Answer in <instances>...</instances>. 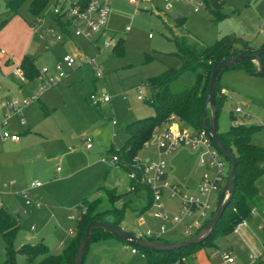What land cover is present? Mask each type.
Masks as SVG:
<instances>
[{
    "label": "rangeland",
    "instance_id": "obj_1",
    "mask_svg": "<svg viewBox=\"0 0 264 264\" xmlns=\"http://www.w3.org/2000/svg\"><path fill=\"white\" fill-rule=\"evenodd\" d=\"M8 1L0 0V22L7 19L5 3ZM31 1L26 0L21 5L17 18L0 36V50H5L7 57H13L14 69L25 55L36 59L39 70L48 69V74L57 78L60 72L57 68H60L66 77L41 94L37 92V86L35 89V84L27 83L28 88L34 90L24 96L29 98L35 95L40 99L31 104L33 111L24 115L28 122H32L31 131L22 135L17 145L0 141V193L15 194L13 197L0 195L1 204L9 209L13 218H19L20 228L13 240L14 264H27L18 251L28 244H43L51 255H60L75 236L77 223L67 218L77 216L85 199L101 198V207L108 209L109 201L101 189H111V184L122 196L115 206L126 205L120 228L132 234L140 231L144 236L148 228L157 231L161 223L153 219L154 209L144 210L148 205L146 192L143 191L142 196L141 193L128 192L126 171L118 168L110 171L100 163L101 157L111 156V149L119 152L125 147L128 139L126 127L130 123L154 114L153 108L146 102L136 100L138 93L135 87L143 86L142 96L148 98L151 90L145 84L149 79L159 76L167 68L181 69V61L175 56L177 47L174 38L184 37L191 45L203 47L212 46L226 37L241 38L256 47L264 44V0H220L224 1L221 11L226 17L218 22L205 8L194 13L189 3L175 5L171 11L159 17L155 12L162 9L161 0L141 3L138 7L129 5L127 0H112L107 34L114 37L116 44L122 40V52L104 48L102 39L97 42L98 50L84 38L73 37L71 42L50 45L45 39H50L48 35L43 39L32 36L29 25L35 20L28 12ZM67 1L75 3L78 0ZM53 4L50 3L41 17L47 26L52 27ZM76 54L88 59L95 58L101 65L103 78L94 82L95 77L83 71V74H76V79H81L75 80L73 71L65 66V59ZM148 56L153 61H147ZM192 81V77L186 74L171 88L179 90L189 87ZM34 82L37 83V80ZM220 85L226 96L220 107L217 132L225 134L234 126V122L235 126L258 127L260 129L252 134L250 143L264 148V77H254L245 71L235 70L221 74ZM104 92L111 95L110 103L93 108L87 102L89 94L102 95ZM123 95H127L126 100H123ZM41 105L50 112L48 116L40 110ZM236 109L241 112L236 113ZM230 114L235 118L234 121L230 119ZM25 127H17V131ZM84 136L92 137L93 150L83 149ZM138 157L156 161L157 153L150 149L142 151ZM163 160L166 163L167 181L178 184L182 194H196L197 184H200L204 173L210 176L214 174V171H206L198 164L197 153L186 148L171 152ZM224 173L225 176L228 173V164ZM15 181L18 187H21V182L24 187H30L33 181L43 184L44 188L39 191L42 198L40 194L32 192L28 194L31 204L26 206L20 194L15 193L26 190H3L4 184ZM256 185L264 200V176L258 179ZM219 195L210 196L213 211ZM166 196L163 198L166 211L179 214L180 201L170 200ZM53 197L54 200H51ZM34 203H39L42 209L34 210ZM56 203L59 210L51 216L47 212L48 206H55ZM19 209H24L25 214L17 213ZM141 220L143 224L140 225ZM194 220V217L186 218L179 225L171 220L166 221V231L160 241L174 243L189 239L195 231L186 235L184 225ZM33 225L35 230L31 229ZM239 235L235 239L238 244L241 242ZM117 243H91L83 264H146V259L141 260L140 254L131 256L130 245H125L127 248L123 249V245ZM5 247L0 234V264H5L7 259Z\"/></svg>",
    "mask_w": 264,
    "mask_h": 264
},
{
    "label": "trees",
    "instance_id": "obj_2",
    "mask_svg": "<svg viewBox=\"0 0 264 264\" xmlns=\"http://www.w3.org/2000/svg\"><path fill=\"white\" fill-rule=\"evenodd\" d=\"M25 1L9 0L5 3L7 19L0 22V30L11 18L17 16L18 9ZM203 1L205 9L213 16L216 22L226 17L221 11L224 1ZM51 2L52 0H32L28 7V12L36 20L43 16L44 11ZM59 30H61V27H59ZM173 41L177 47L175 56L181 61V69L177 71L167 68L162 74L146 82L147 87L151 90V103L147 104L153 108L154 114L130 123L126 127L128 139L125 147L120 149L119 152L113 149L109 152L111 156L118 158L117 168L126 172L130 171L133 167L138 154L144 151V147L149 142L154 128L167 122L171 117L178 119L184 127L197 132L204 129L205 123H209L211 112L209 110L206 119H204V111L208 98L211 70L216 62L240 55L259 54L260 63L264 68V44L256 48L248 41L237 37L223 38L208 47L191 45L184 37L174 38ZM117 49H119V52H122V40H119L116 44L114 50ZM146 60L153 61V58L148 56ZM20 68L29 83L41 77L40 70L36 66V59L32 57L24 56L20 63ZM235 70H242L251 76L259 77L257 65L246 61L239 62L236 66L224 69L219 73L215 90L214 117L216 130L220 107L224 99V96L221 95L223 89L220 85L221 74ZM186 74L192 77V85L179 90H173L171 85ZM40 110L46 116H48V113L50 114L44 105H41ZM230 119L232 121L235 120L232 114H230ZM259 129L258 127H244L241 125L231 126L228 132L219 134L222 144L235 158L236 179L230 203L219 219L216 229L207 240L200 244L171 252H155L139 248L127 242L124 243L130 245L132 248H136L143 254L146 264H181L183 260H191L199 250L211 247L213 240L219 234L230 232L240 222L249 220L253 208L262 210L264 200L260 196L256 183L258 179L264 176V148L253 146L250 143L252 134ZM101 190L106 193L110 207L108 209L101 207L103 205L101 198L83 200L80 209L85 208L86 212L76 222L75 236L66 245V248L60 255H51L48 247L43 244L24 245L18 251V254L25 258L27 264H73L79 242L91 223H108L120 228V223L125 217L126 205L116 207L115 202L119 201L122 196H117L115 192L103 188ZM136 190L137 192H146L148 205L144 210L149 209L152 203L150 189L138 187ZM19 228V220L13 218L5 208L0 209V234L6 244L5 254L7 259L5 264H14L15 251L13 249V240ZM111 238L115 239L107 231L96 229L91 233L89 245L93 242H101Z\"/></svg>",
    "mask_w": 264,
    "mask_h": 264
},
{
    "label": "built area",
    "instance_id": "obj_3",
    "mask_svg": "<svg viewBox=\"0 0 264 264\" xmlns=\"http://www.w3.org/2000/svg\"><path fill=\"white\" fill-rule=\"evenodd\" d=\"M153 1L154 0H127L129 5L136 7L141 3H152ZM193 1L194 0H161L162 9L155 13H157L159 17H162L164 12L171 11L175 5L184 3L191 4L194 13H198L201 9L205 8L203 0H197L195 4ZM53 2L54 4L51 14L54 27L47 26L44 19L41 18L43 16H41L36 19L31 26L33 36L43 39L45 35H48L50 39L46 37L45 39H47L48 44L50 45L56 42L63 43L65 41H71L73 37H76L84 38L90 43L92 42L94 48L98 50L100 49L97 47V42L101 39L103 40L104 48L113 49L116 47L114 37L107 34L109 33L107 31V22L112 0H78L75 3L68 2L67 0H53ZM59 27H61V30L58 31ZM65 66L69 70L86 67L92 72L95 79L98 80L103 78L101 65L98 64L95 58L88 59L82 54L67 56L65 59ZM57 69L60 71L57 78L49 75L48 69L40 70L41 77L37 80V92L39 94L50 89L57 83V81L66 77L60 68ZM12 75L21 84L28 83L20 67L15 68ZM142 87L143 86L141 85L135 87L138 93L136 100L151 103L150 96L148 98L142 96ZM145 87H147V85H145ZM1 90L0 87V91ZM224 94L225 92L221 91V95L224 96ZM38 97L39 96L35 95L29 98L26 96L11 97L4 95L0 98V139L2 142H19L20 136L17 132L12 130L11 125H13L14 120L18 127H24L26 125L24 112L33 102L38 100ZM123 98H126V96ZM89 101L91 106L98 107L102 104L110 103L111 96L108 93H103L102 95L91 94L89 96ZM235 112L240 113L241 111L240 109H236ZM114 125L115 123H113V126ZM233 125L235 126L236 122H234ZM82 141L86 151L93 149L92 137L84 136ZM181 148L190 149L196 152L198 155V164L206 171H214L212 176L208 173H204L200 184L197 187L196 194L192 196L182 194L181 187L167 181L165 174L166 163L164 162L163 157L168 156L171 152ZM150 149L156 151V161L138 157L133 167L127 172V177L130 182V192L137 191L136 189L138 187H146L150 189L152 200L150 209H154L152 217L161 224L157 231H152L148 228L145 232V236L142 235L140 231L133 235L140 239L159 242L166 231V221L171 220L175 225H179L184 219L192 217H194L195 220L191 223L185 224L184 231L186 235L192 234V231H195L196 234L205 226L213 213L210 196L212 194H220L222 191L228 175L227 173L225 176L224 173V168L228 164L227 161L215 148L207 130L203 129L197 132L189 128L183 129L179 125L178 119L174 117H171L167 122L154 128L149 142L144 147V151ZM100 163L108 168H117L118 158L116 156L101 157ZM30 187L39 188L41 187V183L34 182ZM19 194L25 200V205L29 206L31 201L28 198L27 192ZM165 194L170 200L177 199L180 201L179 214L175 215L166 211L163 202ZM1 203L2 202H0V209H3L4 207ZM34 205L40 207L39 203H34ZM24 212V209H19L17 211V213L22 214ZM85 212L86 209L83 208L79 211L78 216H71L69 217V220L78 222ZM256 216H261L260 230L264 241V208L262 210L253 208L251 210V217ZM139 224H143V221L141 220ZM246 225V220L240 222L233 228L232 233L239 234L241 229ZM131 252L133 254L139 253L144 258V255L136 249H132ZM221 257L223 264H244L238 262L225 251L221 253ZM245 264H264V247L251 250L248 256V262Z\"/></svg>",
    "mask_w": 264,
    "mask_h": 264
},
{
    "label": "crops",
    "instance_id": "obj_4",
    "mask_svg": "<svg viewBox=\"0 0 264 264\" xmlns=\"http://www.w3.org/2000/svg\"><path fill=\"white\" fill-rule=\"evenodd\" d=\"M53 2V0H52ZM188 16H190V13L187 14ZM17 17L14 16L13 18H11L7 24L0 30V36L4 35L6 33V31L9 29L10 25L12 24V22L16 19ZM32 24V23H31ZM30 24V25H31ZM29 25V26H30ZM31 27V26H30ZM29 27V28H30ZM31 29V28H30ZM31 31V30H30ZM32 35V33H31ZM33 36V35H32ZM33 38V37H31ZM30 38V40H31ZM33 40V39H32ZM71 42V41H69ZM68 42V43H69ZM250 43V42H249ZM252 45V44H251ZM253 46V45H252ZM253 47H256V46H253ZM260 47V46H259ZM258 48V47H256ZM1 52H4V53H1ZM24 55V54H23ZM25 56V55H24ZM23 56V57H24ZM21 57V54L20 56ZM23 59V58H22ZM22 59L20 60L19 64L17 66H15L16 68L17 67H20V63L22 61ZM13 57H7V54H6V51L5 50H0V87H1V91H0V98L3 97L4 95H8V96H16V97H20V96H24V94L28 93L31 94L34 90V89H30L28 88V84H35V89H36V86H38V81L37 83L35 82H28V84H22L16 80L12 73L14 71V67H12L13 65ZM73 71V72H72ZM71 72L74 75V79L75 80H79L81 79V77H78V79H76V74H83V71H86L88 72L87 74H91L92 77L93 74L92 72L86 68V67H80V68H77V69H74L72 70ZM52 76V75H51ZM73 76V75H72ZM71 76V77H72ZM260 77V76H259ZM94 79V78H93ZM100 80V79H94V82ZM61 82V80L57 81V83L59 84ZM56 83V84H57ZM55 84V85H56ZM146 85V84H145ZM222 91L224 92V89H222ZM104 93H107V92H104ZM90 96V94H89ZM89 96H88V100L87 102L90 104V101H89ZM111 96V95H110ZM224 96H226V93L224 94ZM124 97V95L122 96ZM127 97V95H126ZM123 100H126V98H123ZM38 101H40V99H38ZM111 102V101H110ZM91 105V104H90ZM101 106V105H100ZM93 107V106H92ZM93 108H96V107H93ZM32 108L31 106L28 107L25 112H24V115H26L28 113V111H31ZM33 111V110H32ZM34 116L35 115V112H34ZM26 120V119H25ZM179 122V120H178ZM180 125H182L180 122H179ZM31 125H32V122H28V120H26V127L24 129H21V130H18L17 129L19 128L16 121L14 120L13 121V125H11V128L12 130H14V132H17L21 138L22 135H25V134H28L30 133L31 131ZM183 126V125H182ZM18 127V128H17ZM184 127V126H183ZM187 128V127H186ZM1 141V139H0ZM2 142V141H1ZM2 143H11L13 145H17L20 143V140L19 142H11V141H6V142H2ZM82 147L84 149V143H82ZM93 149H94V146H93ZM92 149V150H93ZM182 149V148H181ZM185 150V148H183ZM85 150V149H84ZM180 150V149H179ZM189 151H192L190 149H188ZM194 152V151H192ZM196 153V152H194ZM198 156V155H197ZM110 171L113 170L114 168H108ZM117 169V168H116ZM120 169V168H118ZM57 172H59L57 170ZM127 174V172H126ZM109 175V174H108ZM167 178V177H166ZM107 179V177H106ZM59 181V179H56ZM200 181V180H199ZM198 181V182H199ZM36 181H33L31 182L34 183ZM38 182V181H37ZM30 184V186H31ZM21 187H18L17 184H16V181L15 182H11V183H8V184H4L3 185V190H7L10 191V192H14V191H18L19 189H23V190H26L25 192H27V194H30V193H34V194H40V190H42L44 188V185L41 184V187L39 188H31L29 186H25L24 187V183L21 182ZM178 185V184H176ZM128 186L130 187V182L128 180ZM111 189L109 188L108 191H114L116 193L117 196H120V194L117 193V190L115 189V187L113 186V184H111ZM197 187H198V184H197ZM197 187H196V191H197ZM130 192V190L128 191ZM16 194H19L17 192H15ZM130 193H141L140 195L142 196V193L143 191H135V192H130ZM0 195H3V196H8V197H13L15 196V194H12V193H0ZM97 195L99 196L100 193H97ZM17 196V195H16ZM19 197V196H17ZM21 198V197H20ZM42 198V194H40V199ZM55 197H53V199L51 198V200H54ZM22 199V198H21ZM2 200L0 199V202ZM122 201V200H121ZM119 203V202H118ZM103 207V206H102ZM119 207V206H117ZM34 210H41L42 209V206L40 205V207H33ZM104 208V207H103ZM264 208V207H263ZM262 208V209H263ZM6 209V208H5ZM79 209V207H78ZM6 210L9 211V209L7 208ZM59 210L58 206H57V203L55 206H48V209H47V212L51 214V216L53 215V213H57V211ZM26 212V211H25ZM25 212L23 213V215L25 214ZM46 214V212H45ZM78 214H79V210H78ZM77 214V216H78ZM17 215V214H16ZM71 217V216H70ZM19 219V218H18ZM68 221L69 220V217L67 218ZM260 222H261V216H256V217H251L249 220H247V225L245 227H243L240 231L239 234V238L241 240V242L238 244L235 239L236 237L238 236V234H234L232 233V231L230 232H227L225 234H219L218 236L215 237V239L213 240L212 242V245L211 247H208V248H204V249H201L199 250L197 253H195V255L191 258V260H183V262L181 264H223V260H222V257H221V253L223 251L227 252L230 256L234 257L237 261L241 262V263H247L248 262V256H249V253L251 250L253 249H261L264 247V241L262 239V233H261V230H260ZM32 230L36 229L35 228V225H33V227L31 228ZM122 229V228H121ZM150 229V228H149ZM29 238V236H28ZM103 242H118L117 244H122L123 245V249H126L127 247L123 241H120V240H117V239H107V240H104ZM159 242H164V241H159ZM167 242V241H166ZM167 243H171V242H167ZM62 245V244H61ZM60 245V246H61ZM132 248V247H131ZM129 249V252L131 254V256H134L136 257L139 253H135L133 254L131 252L132 249H136V248H132V249ZM137 250V249H136ZM138 251V250H137ZM140 259L144 260L145 258H143L141 255H139Z\"/></svg>",
    "mask_w": 264,
    "mask_h": 264
},
{
    "label": "water",
    "instance_id": "obj_5",
    "mask_svg": "<svg viewBox=\"0 0 264 264\" xmlns=\"http://www.w3.org/2000/svg\"><path fill=\"white\" fill-rule=\"evenodd\" d=\"M246 61V62H253L257 65L258 72L257 74L261 77H264V68L260 63L259 54L255 55H240L234 58H226L219 60L216 62L211 70L210 81H209V88H208V98L206 103V108L204 111V119H206L207 113L210 110L211 115L209 119V123L204 125V129L208 131L210 134L211 140L218 150V152L223 156V158L227 161L229 165V171L227 175L226 182L222 188V191L219 195V199L217 201L216 207L205 224L195 235L186 239L185 241L174 242V243H167V242H158V241H149L135 237L132 233L124 231L120 228L114 227L108 223H100L95 222L91 223L82 239L79 242V245L76 249L75 257L73 260V264H83L85 259V255L88 250V245L91 239L92 231L96 229H102L110 233L115 239L127 242L131 245H136L139 248L155 251V252H171L174 250H179L182 248H186L191 245H197L209 238L212 232L216 229L219 219L221 218L222 214L228 207L230 203V199L233 194V187L236 179V161L234 156L231 152H229L226 147L222 144L219 133L216 130L215 125V90H216V81L219 73L230 67L236 66L239 62Z\"/></svg>",
    "mask_w": 264,
    "mask_h": 264
}]
</instances>
